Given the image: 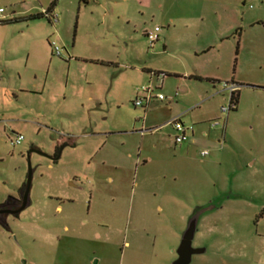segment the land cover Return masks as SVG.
<instances>
[{
	"label": "rangeland",
	"instance_id": "obj_1",
	"mask_svg": "<svg viewBox=\"0 0 264 264\" xmlns=\"http://www.w3.org/2000/svg\"><path fill=\"white\" fill-rule=\"evenodd\" d=\"M50 2L0 0V202L31 172L0 264H172L204 207L189 264H264V0H56L57 23L28 18ZM174 116L187 142L161 126Z\"/></svg>",
	"mask_w": 264,
	"mask_h": 264
},
{
	"label": "built area",
	"instance_id": "obj_2",
	"mask_svg": "<svg viewBox=\"0 0 264 264\" xmlns=\"http://www.w3.org/2000/svg\"><path fill=\"white\" fill-rule=\"evenodd\" d=\"M42 12L48 18L50 23H53V24L57 23L58 21L57 14L55 13L53 9L49 12L42 10ZM0 13H1V9H0ZM157 32H158V27H154L152 30L145 31L143 33L149 45H152L157 40ZM49 46L51 47V51L53 54L60 55L59 48L53 42H51ZM155 79L157 80V75H155ZM159 83H160V80H159ZM222 86H223V90L227 92V105L220 107L219 111L221 114H226L228 111H231L235 108L234 101L231 99V97L236 90V84L233 83L232 81H229V82H224ZM158 88H159L158 83L153 86L151 85V83H148L147 86L140 87L137 90L142 93V96L139 98H134L132 104L134 106H139V107L146 106L150 102V100L153 98L152 97L153 90L158 89ZM154 98L158 100H162L164 96L161 93H156L154 95ZM223 123H224L223 121L214 120L209 124V127L219 126L220 129L223 130L224 128ZM161 126H168L173 131V135L171 136V138H172V142L174 145L187 142L192 137V133H193L192 125H185L180 120V116L171 117ZM21 140H22V136L17 134L13 138L9 139V144L13 146V145L20 143ZM206 154H207L206 150H203L200 152V156H204Z\"/></svg>",
	"mask_w": 264,
	"mask_h": 264
},
{
	"label": "water",
	"instance_id": "obj_3",
	"mask_svg": "<svg viewBox=\"0 0 264 264\" xmlns=\"http://www.w3.org/2000/svg\"><path fill=\"white\" fill-rule=\"evenodd\" d=\"M30 181H31V172L28 169L24 181V189H23V194L21 196V204L20 207L17 209V211H21L22 209H24L26 206L29 205ZM209 209L210 208L208 207L199 208L189 216L186 226L181 233L178 246L175 250L176 258L173 260L172 264H189L190 257L192 254H198L203 252L204 248L193 247L191 245V241L196 229V224L199 216Z\"/></svg>",
	"mask_w": 264,
	"mask_h": 264
},
{
	"label": "flooded vegetation",
	"instance_id": "obj_4",
	"mask_svg": "<svg viewBox=\"0 0 264 264\" xmlns=\"http://www.w3.org/2000/svg\"><path fill=\"white\" fill-rule=\"evenodd\" d=\"M23 189H24V183L17 190L16 196L7 197L5 200L0 202V224L1 225H4L5 218L7 216L16 217L19 214L20 211H17V209L20 207V204H21V196L23 194ZM197 209H195L193 212H195Z\"/></svg>",
	"mask_w": 264,
	"mask_h": 264
},
{
	"label": "trees",
	"instance_id": "obj_5",
	"mask_svg": "<svg viewBox=\"0 0 264 264\" xmlns=\"http://www.w3.org/2000/svg\"><path fill=\"white\" fill-rule=\"evenodd\" d=\"M55 1L56 0H51L50 4L48 5V7L44 11H46V12L51 11L53 9V6L55 5ZM40 17L45 18L49 22L48 18L45 16V14L43 12L36 13V14L28 16V18H30V19L40 18ZM12 21H14V20H12V19H10V20H0V23H9V22H12ZM231 99L234 101L235 108H236V104H237V90H235V92L232 95ZM235 108L233 110H235ZM59 153H60V149L59 148H55L54 153L52 155V158L53 159L58 158Z\"/></svg>",
	"mask_w": 264,
	"mask_h": 264
},
{
	"label": "crops",
	"instance_id": "obj_6",
	"mask_svg": "<svg viewBox=\"0 0 264 264\" xmlns=\"http://www.w3.org/2000/svg\"><path fill=\"white\" fill-rule=\"evenodd\" d=\"M54 10V9H53ZM185 75V74H184ZM190 77V76H189ZM194 77H196V79H203L204 81H206L208 84H209V81H212V83H210V85H211V87H213V84L215 83V82H217L218 81V78H211V77H202L201 76V74H194ZM19 93H23V92H26V91H28V90H26V89H22V88H19L18 90H17ZM30 91V90H29ZM192 136H193V133H192ZM192 138V137H191Z\"/></svg>",
	"mask_w": 264,
	"mask_h": 264
}]
</instances>
